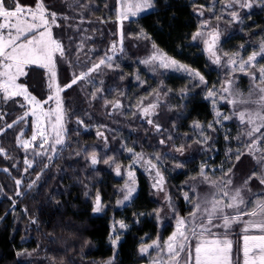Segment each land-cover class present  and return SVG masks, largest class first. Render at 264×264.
I'll return each mask as SVG.
<instances>
[{
  "label": "trees",
  "instance_id": "16d2710c",
  "mask_svg": "<svg viewBox=\"0 0 264 264\" xmlns=\"http://www.w3.org/2000/svg\"><path fill=\"white\" fill-rule=\"evenodd\" d=\"M19 2L35 7L37 0ZM210 2L155 0L153 11L137 21H126L120 29L124 48L123 58L119 55L122 64L113 69L101 66L91 74L99 91L89 80L78 81L61 91L66 113L63 120L65 143L57 147L55 154L50 147L47 150L35 145L29 149L21 147L17 137L32 136L33 118L29 115L26 121L7 128L6 125L18 119L25 109L13 101L0 100V115L4 116L0 120V148L4 149L0 154V264H108L109 260L112 264L147 262L148 256L139 252L140 245L151 244L157 237L161 241L166 240L174 231L175 220L172 212L165 223L160 222L164 204L156 198L150 176L144 170H138V192L132 203L123 207L117 203L123 196L120 189L125 177L124 144H130L143 153L145 161L151 159L155 162L154 154L160 155L158 167L164 166L161 171L165 173L170 203L180 216L188 214L192 206L185 204L182 191H188L191 184L202 187L204 183L198 175L197 181L191 179L192 171L207 155L203 149L218 141L216 131L211 130V139L206 145L196 143L192 130L194 121L203 125L212 121L204 92L208 83L215 80L217 70L205 54L203 45L192 40L200 24L207 19L206 10L202 8L209 6ZM43 4L50 12L57 13L56 24L59 27L51 25V30L65 49L63 59L59 53L55 56L54 83L61 87L71 81L73 73L79 75L91 66V62L99 63L106 52L110 55L112 43L118 45L121 40L116 21L117 0H43ZM12 6V0H8V7ZM241 13L246 19L244 25L248 32L240 33V24H237L231 29L235 34L233 38L240 45L248 42L257 44V37L264 34V10L254 7L251 13ZM141 30L150 39H145ZM227 32L229 30L222 45L232 38ZM153 42L168 56L199 70L207 81V84H201L199 80L188 81L184 75L162 70L155 73L152 80L147 79L150 87H156L157 94L164 98L152 117L154 124L160 125V131L145 121L142 109L126 111L125 107L116 108L113 104V100L120 99L123 106L127 97L122 98L120 92L137 88L135 74L143 77L146 73L139 60L153 52ZM26 72L22 83L28 85L30 93L45 99L48 94L55 95V88H48L50 74L47 69L30 65ZM231 78L235 80V87L245 95L253 86L248 75L233 74ZM147 89L148 86L142 92ZM185 91L186 96L182 94ZM153 97L156 99V95ZM15 100L29 108L22 98L16 97ZM48 104L49 107L56 106L54 100L44 106ZM234 107L237 110L245 108L241 104L225 106L232 112ZM78 121H83V124ZM87 127L89 129L85 130ZM169 135L171 140L167 139ZM162 139L164 144L160 143ZM180 145H184L183 155L175 151ZM92 151L97 152L100 161L95 166L85 158V153ZM36 152H44L45 155H36ZM47 156H52V159L48 160ZM109 157L112 161L103 163ZM26 159L32 162L31 168L25 163ZM176 162H183L184 167H174ZM45 164L48 166L44 167ZM115 164L121 166L119 176ZM233 165L232 172L241 176L249 172L247 168L255 170L258 166L251 155L241 156ZM17 179L21 180L19 186ZM255 182L256 179H252L250 184ZM17 191L21 195H16ZM97 194L103 206L98 213L93 212ZM33 220L37 223L33 224ZM119 221L128 227L121 233L114 249L109 236L115 222ZM241 236V231L237 230L231 232L228 239L231 237L237 245ZM153 253L149 249V254Z\"/></svg>",
  "mask_w": 264,
  "mask_h": 264
},
{
  "label": "snow or ice",
  "instance_id": "6c2138e0",
  "mask_svg": "<svg viewBox=\"0 0 264 264\" xmlns=\"http://www.w3.org/2000/svg\"><path fill=\"white\" fill-rule=\"evenodd\" d=\"M12 5V7H8V0H0V18H2V22H0V100L18 103L19 107L24 108L25 111L18 119L8 123L6 127L12 128L13 124L26 121L27 117L31 115L35 118L33 121L35 131L31 141H20L21 146L28 149L32 146V142L39 137V143L35 147L44 149L47 144L55 154L57 151L56 146H62L65 143L62 133L64 132L63 120L66 113L60 96L61 91L71 88L78 81H87L89 76L96 72L101 65L112 68L114 57L124 52L123 32H121L119 46L116 42H113L109 49L112 55L106 52L99 59V63L91 62V66L81 71L79 75L73 73L71 81L61 87L59 84L54 83L56 78L54 71L56 61L54 57L59 53V57L63 59L65 57V49L62 43L53 36L51 30V25L59 27L56 24L57 13L47 10L43 0H37L35 7L22 5L19 0H12ZM117 5L119 6V17L123 21L128 20L130 17H137L147 10L154 9L155 0H117ZM253 5L264 7V0H231L230 3H226L224 6L229 9L234 6L241 9H252ZM200 14L202 15L203 13ZM228 14L232 18L229 21L230 23L242 22L238 11L232 10ZM63 18L67 19V17ZM216 19H221V17L218 16ZM248 19H251V17L249 16ZM206 27L207 21L200 25L193 34L192 40L196 41L198 38H202L203 43L206 45L205 50L209 53L212 62L229 70L226 73V75H229V79L222 82L219 90H217L215 85L205 89V99L211 100L214 114L217 118L213 123L208 124L207 128L216 131L214 124H222L223 121L230 120L233 117L238 119L241 125L246 124L248 127L241 132V135L248 138V143L246 144L247 154L253 156V159L259 165L260 171L253 172L241 187L231 188V179L217 181L215 177L210 176L206 171L208 165L201 164L198 176L213 191L201 195L197 193V185H190L188 191L184 192L185 201L192 205L187 216H180L175 206L171 203L169 204L175 220V231L166 240L161 241L157 237L151 244L142 243L140 245L139 252L142 256H148V264H240L239 258L234 261L233 242L228 239L231 226L237 222L244 223L243 232L246 233L243 236L242 264H264V197H257L249 201L242 195L252 179H257L261 185H264V131H261L264 129V41L259 44L258 49L251 51L246 56H243L239 50L232 53L224 52L219 55L217 41L220 38V33L218 30L213 29L205 36L201 29ZM141 35L145 39H150L143 30H141ZM152 48L154 49L153 53L142 60L141 63L149 66L153 71H156L157 68L179 71L186 74L191 80L198 79L201 84H207L205 77L199 70L193 69L168 56L158 48L155 42L152 43ZM241 48H243V45H241ZM33 64L47 68L51 72L49 77L51 82L48 84V88L52 89L54 87L55 95L48 94L46 99L37 98L36 95L29 92L28 85L17 82L20 76L27 75L26 66ZM116 67H119V65L117 64ZM236 71L250 76L253 81V86L246 95L235 87V80L231 78V73ZM257 73L259 74L258 76ZM182 94L186 96L187 92L185 91ZM16 97H23L28 102V105L31 106L30 109L26 108L24 103L16 101ZM93 98L95 97L93 96ZM52 100L55 101L56 107L54 109H45L44 105ZM218 100L224 101L231 106L241 104L254 107H246L242 110H237L234 107L232 114L229 115L216 109L215 106ZM113 103L116 108L121 106L118 101ZM157 107L158 105L155 103L150 104L143 109V112L145 115L154 113ZM53 116H55L54 120L52 119ZM3 119L4 116L0 115V120ZM45 120L51 127V136L49 135L48 127L44 124ZM78 123L83 124V121H78ZM148 123L153 124L154 122L149 120ZM154 126L157 131H160L159 124ZM192 127L201 129L200 135L203 136L202 140L198 139L195 142L201 145L207 144L211 137L204 134L203 129L205 126L199 121H194ZM99 134L102 135V133ZM20 135L23 136L24 133L21 132ZM17 139L19 140V137ZM167 139L171 140L172 136L169 135ZM225 139L227 140L229 137L225 136ZM160 143L164 144L165 140L162 139ZM122 147L125 146L122 145ZM127 151L135 157L133 164L137 161H144L149 166V170L156 169L153 188L162 186L164 177L158 165L153 163L151 159L145 161L143 153H135L133 148L129 147ZM175 151L183 155L184 145L176 147ZM3 153L4 149L0 148V154ZM244 154L238 151L234 159L239 161ZM36 155L43 156L45 153L36 152ZM154 156L157 161L161 159L159 154H154ZM85 158L90 159V163L93 166L100 162L96 151L86 152ZM47 159L51 160L52 156H47ZM110 161H112L111 157L104 159L103 163L109 164ZM25 163L29 168L32 167L31 161L26 159ZM113 163L115 162L113 161ZM47 166V164L44 165V167ZM129 167L131 168L132 166L130 165ZM174 167L183 168L184 163L176 162ZM232 167H235V165ZM115 171L118 176L121 175V166L119 164H115ZM231 172L232 168L230 167L222 175L230 176ZM128 176L131 183H126L124 188L120 189L123 196L122 199L117 201L119 205L130 201L136 191L133 186L135 184L134 173L131 170L128 172ZM196 178V176L191 177L193 180ZM37 179H39V176H37ZM16 184L19 186L21 180L17 179ZM31 186L30 184L29 187ZM160 190L163 191V188L160 187ZM189 193H192V195ZM16 195L19 196L21 193L17 191ZM102 207L101 198L97 194L93 212L102 211ZM156 215L159 218V212ZM243 217H248V220H243ZM32 223L35 224L37 221L33 220ZM118 223L120 229L128 227L123 221ZM216 229H221L222 231H216ZM250 230H254L258 234H247ZM113 232L115 233L114 227ZM119 240V233L110 234L109 242L114 249L117 247ZM149 249H152L155 254L150 255ZM108 264H112V260H109Z\"/></svg>",
  "mask_w": 264,
  "mask_h": 264
},
{
  "label": "rangeland",
  "instance_id": "374dc122",
  "mask_svg": "<svg viewBox=\"0 0 264 264\" xmlns=\"http://www.w3.org/2000/svg\"><path fill=\"white\" fill-rule=\"evenodd\" d=\"M230 2H231V0H227V1L211 0L209 6L202 8V9L206 10L207 19H205L203 22L207 21V27L201 29V31H203L205 33V36H206L207 33L211 32L213 29L218 30V32L220 33V38L217 41V49L219 50L218 51L219 55H222L224 52L232 53V52L239 50L243 56H246L247 54L251 53V51L258 49L259 44L262 41H264V34L257 37L258 38L257 44H251L248 42V43L243 45V48H241V45L235 41L236 38H233L235 34H233L234 32H231V29L235 28L237 26V24H240L241 29L239 32L240 33L241 32H248V28L244 25L246 19L243 18V14L241 13V11H245V12L247 11V12L251 13V11L254 7H257V8L262 9V10H264V7L258 6V5H253L252 9H241V8H238L237 6H234L232 9L226 8L224 5L226 3H230ZM232 10H236L240 13V16L242 18V22H240V23H230L229 22V21H231L232 18L228 13ZM151 11H153V9L147 10L144 13H141L137 17H130L128 20L121 21V19L119 17V6H118V9L116 12V21L118 23L119 30L122 29V26L124 25V23L126 21H134V20L137 21L141 16H143V15H145ZM218 16L221 17V19H216V17H218ZM0 22H2V18H0ZM228 30H229V32H227V33H229L228 37L230 38V36H231L232 38L229 41H227L224 45H222L224 35H225L226 31H228ZM120 31L122 32V30H120ZM196 42L199 43L200 45H203L205 54L207 55V57L210 60V62L212 63V65L215 66L214 69L217 70L215 80L213 82L208 83L207 88L215 85L217 90H219L222 82L229 79V75H226V73H228L229 70L226 67L222 68V67H220V66H218L212 62V59L210 58L209 53L205 50L206 45L203 43L202 38H198L196 40ZM118 46H119V44H118ZM110 55H112V53ZM122 55H123V53L120 54L121 57H122ZM150 55H148L147 57H149ZM120 56L118 55V56L114 57L113 67H116L117 64L119 66L122 64V62L119 60V59H121ZM54 59H55V57H54ZM144 59L139 60V63L141 65V67L146 71V73L145 72L143 73V77H140L139 73L135 74V76H134V83H135V86L137 88H133L132 91L129 90V92L128 91H125V92L121 91L120 92L121 93L120 96L122 98L127 97V101L125 102V104L123 106H122L123 101L120 99H116L115 101L113 100V102L118 101L121 105L119 108L123 109L125 107L126 111H133V110H137V109H142L143 117H144L145 121L148 122L149 120H152L153 115L158 112L159 106L154 110V113H150L148 115L144 114L143 109L145 107L149 106L150 104H153V103L158 105L160 101L161 102L164 101V98H162L161 95L157 94L158 89L156 87L155 88L150 87V85H149L150 82H147V79L152 80L151 77H154L155 73H158L159 70H162L165 73H169V74H176L178 76L184 75L188 81H192V80L186 74L179 72V71L165 70V69H160V68H157L156 71H153L149 66H146L145 64L141 63V61ZM222 63H223V60H222ZM33 66H38V65L33 64ZM101 66H104V65H101ZM45 69H47V68H45ZM253 71H255V69H253ZM48 72L51 76V72L49 70H48ZM239 73L244 74L242 72L236 71L234 73H231V77L233 76V74H239ZM258 75L259 74L257 73V76ZM93 77L90 75L88 78V80L90 81V84L92 86L96 87V89H100L99 87H97L98 83L96 84L97 81ZM138 77H139V79H138ZM151 82H153V81H151ZM146 86H148V89L146 91L142 92V90ZM154 95H156V99L153 97ZM205 96H206V91L204 92V101L208 104V106L210 108V112H211V116H212V121L210 123H213L217 119L215 117V114H214L213 104L211 103L210 99H205ZM26 104L30 109L31 106L28 105V102ZM226 104L227 103H225L224 101L218 100L215 107H216V109H219L222 113L231 115L232 110L230 108L229 109L225 108ZM49 105L50 104L44 106V108L45 109H48V108L54 109L56 107V106L49 107ZM244 107L246 108V107H254V106L244 105ZM32 118L34 121L35 118L34 117H32ZM52 119L54 120L55 116H53ZM44 124H45V126L48 127L49 135L51 136L52 135L51 127H50V125H48L47 120L44 121ZM149 125L156 129V127L154 126L155 125L154 123L153 124L149 123ZM207 125H204L205 127L203 129V132L205 135L209 136V132L211 131V129H208ZM214 127L216 128V133L218 135V139H217L218 141L216 143L210 145L211 146L210 148H209V146H207L203 149V153L205 154L208 152L207 153L208 156L206 155L205 158L197 165L196 169L194 171H192V176L198 175L201 164H207L208 167L206 168V171L209 173L210 176L215 177V179L217 181L231 179L232 184L230 187L231 188H239L244 184L245 180H247L253 172H259L260 171L258 164H257L258 166L255 170H253V168H247V171H249V172L247 174H244L243 176H241L239 174L236 175L233 172H231L230 176H223L222 173L225 170H227L228 168H230V167L232 168L233 162L236 161L234 159V157L238 151L245 153L244 155H250V154H247V148H246V144L248 143V138L246 136L241 135V132L246 130V128L248 126L246 124L241 125L239 120L236 119L235 117H233L230 120L223 121L222 124H214ZM88 129H89V127L85 128V130H88ZM192 130L196 136V140H198V139L202 140L203 139V136L200 135L201 129H195L192 127ZM34 131H35V128H33V132ZM261 131H264V129H262ZM32 135H33V133H32ZM62 135H63V133H62ZM257 135H259V133H257ZM225 136H228L229 139L226 140ZM31 137L32 136H30L29 138H19V145L21 146L20 141H25V140L31 141ZM237 137H239V139H237ZM39 140H40V138L37 137V140L32 142V146H30L29 148L38 144ZM58 146L59 145H57L56 148ZM124 146H125V161H124L123 168L125 170V177H124V181H123V188H124L126 183H131L129 176H128V172L131 170L134 173L135 184L133 186L136 188V191L133 194V197L131 198V200L125 202L123 205H120L121 207L126 206V205H130L132 203L134 197L136 196L137 192H138V179H137L138 170H144L145 172H147V174L150 176V179L152 182V187H153V184L155 183L154 177H155V172H156V169L149 170V166L146 163H144V161H137L135 164H133L135 157L133 156L132 153H129L127 151V148H129V147L133 148L135 153H140V152H138L130 144L129 145L124 144ZM48 148H49V145L46 144L44 150H47ZM257 155H259V153H257ZM160 162H161L160 160L159 161L155 160V162H153V163H156L158 165ZM130 165L132 166L131 168L129 167ZM32 166H33V164H32ZM158 168L161 171V169H164V166L160 165ZM161 173H162V175L165 174L162 171H161ZM168 173L169 172L167 171L166 174H168ZM196 179H195V181L198 180V179L197 180ZM160 187L163 188V191L160 190ZM153 189L155 191L156 198L164 204V209L162 210L161 215H160V222L163 224L172 215L171 214L172 210L169 208L170 197H169L168 188H167L166 183H165V177H164V181H163L162 186H159V187L153 188ZM185 191H187V190L182 191V195H183L182 197L183 198H184V192ZM211 191H213V189L206 183H204L201 188H197V193L201 194V195L209 193ZM189 194L191 195V193H189ZM242 195H244L245 198L248 199L249 201H251L257 197H264V185H261L259 183V181L256 179L255 183H253V184L249 183L248 184L247 189L244 190ZM184 201H185V199H184ZM185 204L190 205L186 201H185ZM242 219L246 221V220H248V217H243ZM113 227L115 228V233H119L120 235H121V233H123V231L126 230V229H120L118 222H115ZM244 227H245V225L243 222H237V223L232 225V227L230 229V233L231 232L235 233L237 230H239V231H241L242 236H243V234L245 235V233L243 232ZM174 231H175V228H174ZM216 231H221V229H216ZM252 231L255 232L254 230H250L249 232H252ZM115 233L113 232L112 234H115ZM193 243H195V242H193ZM154 254L155 253H153L152 255H154ZM144 264H148V261L145 262Z\"/></svg>",
  "mask_w": 264,
  "mask_h": 264
},
{
  "label": "flooded vegetation",
  "instance_id": "af4514ba",
  "mask_svg": "<svg viewBox=\"0 0 264 264\" xmlns=\"http://www.w3.org/2000/svg\"><path fill=\"white\" fill-rule=\"evenodd\" d=\"M246 234V233H245ZM247 234H258L257 232H249ZM244 244L243 241V237L239 239L238 244L236 245L235 243H233V253H234V261L239 258V259H243L242 257V245ZM235 247H238L237 249Z\"/></svg>",
  "mask_w": 264,
  "mask_h": 264
},
{
  "label": "crops",
  "instance_id": "0c3cea01",
  "mask_svg": "<svg viewBox=\"0 0 264 264\" xmlns=\"http://www.w3.org/2000/svg\"><path fill=\"white\" fill-rule=\"evenodd\" d=\"M30 66V65H29ZM28 66H26V68H27ZM26 68H25V71H26ZM18 83H22V76H20L19 77V79H18V81H17ZM20 98H22L23 99V97H20ZM24 100V99H23ZM25 101V100H24ZM26 103H27V101H25ZM232 227V226H231ZM222 231V230H221ZM243 236H244V234H243ZM243 236H241V238L243 237ZM229 239H231L232 240V242L234 243V239H232L231 237L229 238ZM242 249H243V245H242ZM233 256H234V253H233ZM234 258V257H233ZM239 261H240V264H242V259H239Z\"/></svg>",
  "mask_w": 264,
  "mask_h": 264
}]
</instances>
